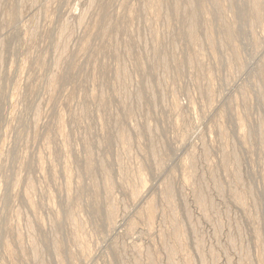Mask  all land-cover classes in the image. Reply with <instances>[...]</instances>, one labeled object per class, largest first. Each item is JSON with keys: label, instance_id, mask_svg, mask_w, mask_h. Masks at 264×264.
Instances as JSON below:
<instances>
[{"label": "rangeland", "instance_id": "1", "mask_svg": "<svg viewBox=\"0 0 264 264\" xmlns=\"http://www.w3.org/2000/svg\"><path fill=\"white\" fill-rule=\"evenodd\" d=\"M0 264H264V0H0Z\"/></svg>", "mask_w": 264, "mask_h": 264}]
</instances>
